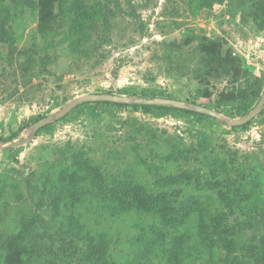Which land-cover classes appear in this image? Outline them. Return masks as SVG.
Listing matches in <instances>:
<instances>
[{
    "label": "rangeland",
    "instance_id": "obj_1",
    "mask_svg": "<svg viewBox=\"0 0 264 264\" xmlns=\"http://www.w3.org/2000/svg\"><path fill=\"white\" fill-rule=\"evenodd\" d=\"M263 89L264 0H0V145L84 93ZM263 220L264 107L87 102L0 149V264H262Z\"/></svg>",
    "mask_w": 264,
    "mask_h": 264
},
{
    "label": "water",
    "instance_id": "obj_2",
    "mask_svg": "<svg viewBox=\"0 0 264 264\" xmlns=\"http://www.w3.org/2000/svg\"><path fill=\"white\" fill-rule=\"evenodd\" d=\"M94 101H109L114 103H122V104H147V105H163V106H171V107H177L181 109L191 110L194 112L202 113L211 117H214L220 121H223L227 123L230 127L232 126H239L242 125L252 118H254L260 110L264 107V89L262 91L261 97L258 99L256 104L243 116L240 117H228L222 112L196 103L191 102L183 99H177L176 98H169V97H162V96H132V95H125V94H113V93H84L81 95H78L74 97L72 100L67 102L63 107L56 110L55 112H51L36 121H34L29 126V130L27 132V137L21 140L20 142L16 141H10L3 143L0 145L1 148H9L12 146H18L20 144H23L27 142L30 138H32L35 134V132L53 122L56 121L63 116H65L70 110L74 108V106H77L78 104L84 103V102H94Z\"/></svg>",
    "mask_w": 264,
    "mask_h": 264
},
{
    "label": "trees",
    "instance_id": "obj_3",
    "mask_svg": "<svg viewBox=\"0 0 264 264\" xmlns=\"http://www.w3.org/2000/svg\"><path fill=\"white\" fill-rule=\"evenodd\" d=\"M211 3L212 2H219V1H221V0H209ZM223 60H220V62H222ZM226 63H229L230 65H234V63H235V61L232 59V58H228V59H226V60H224ZM208 70V69H207ZM205 74L206 75H209L210 74V71L208 70V71H205ZM252 96H254V98L255 97H257V93L256 94H252ZM166 97H169V98H173L174 96L173 95H167ZM195 97L193 96L192 98H188V99H185V100H187V101H192V102H196L195 101ZM248 96H247V98L245 99V100H241L239 103H238V105H237V108H236V114H240V113H242V112H244V111H246L247 110V108H248ZM94 102H98V103H111V104H113V105H115V106H124V105H126V104H122V103H114V102H109V101H94ZM88 103H90V102H88ZM83 104H87V102L85 103H81V104H78L77 106H74V108L76 109V108H78L80 105H83ZM143 109H145V110H150V109H156V110H162V111H174V112H184V113H190V114H192V113H194V114H200V115H205V114H202V113H198V112H194V111H191V110H186V109H181V108H175V107H171V106H163V105H147V104H139ZM209 107V106H208ZM74 108L72 109V110H70L65 116H63L62 118H60V119H64V118H66L73 110H74ZM217 108V107H216ZM223 112L225 113V114H227V115H232L233 114V111L231 110V108H229V109H225V110H223ZM208 116V115H207ZM43 117V116H42ZM39 119V118H38ZM59 120V119H58ZM36 121V120H35ZM48 125H50V123L49 124H47V125H45V126H43V127H41V128H39L37 131H39V130H41V129H43V128H45V127H47ZM263 222H264V220H263ZM263 228H264V226H263ZM259 243H260V248L261 247H263L264 248V235L263 236H261V239L259 240ZM263 259H264V256H263ZM262 260V259H261ZM262 264H264V260H262Z\"/></svg>",
    "mask_w": 264,
    "mask_h": 264
}]
</instances>
